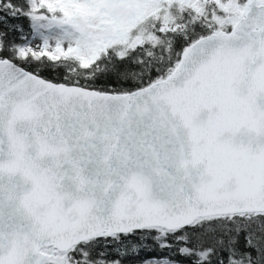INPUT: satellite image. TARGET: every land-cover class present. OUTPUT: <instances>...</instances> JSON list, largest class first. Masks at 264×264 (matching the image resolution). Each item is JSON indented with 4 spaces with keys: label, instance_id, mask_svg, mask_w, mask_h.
Instances as JSON below:
<instances>
[{
    "label": "snow or ice",
    "instance_id": "snow-or-ice-1",
    "mask_svg": "<svg viewBox=\"0 0 264 264\" xmlns=\"http://www.w3.org/2000/svg\"><path fill=\"white\" fill-rule=\"evenodd\" d=\"M0 264H264V0H0Z\"/></svg>",
    "mask_w": 264,
    "mask_h": 264
}]
</instances>
